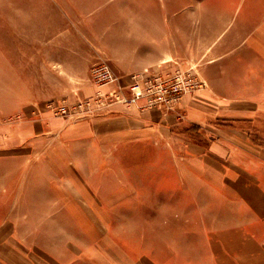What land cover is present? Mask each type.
Segmentation results:
<instances>
[{
	"label": "rangeland",
	"instance_id": "374dc122",
	"mask_svg": "<svg viewBox=\"0 0 264 264\" xmlns=\"http://www.w3.org/2000/svg\"><path fill=\"white\" fill-rule=\"evenodd\" d=\"M101 63L127 102L96 82ZM146 71L164 86L192 75L199 89L211 77L262 95L264 0H0V222H21L0 232L22 241L0 244L9 264H264V222L251 210L264 208V168L259 181L240 176L264 160V106L254 111L264 100L220 101L215 118L211 98L199 111L184 103L199 89L167 104L153 87L154 105L142 98V108L164 109L170 131L158 125L121 142L69 140L52 121L97 129L115 105L139 101L129 86ZM226 143L229 190L194 162L211 145L225 157Z\"/></svg>",
	"mask_w": 264,
	"mask_h": 264
},
{
	"label": "crops",
	"instance_id": "0c3cea01",
	"mask_svg": "<svg viewBox=\"0 0 264 264\" xmlns=\"http://www.w3.org/2000/svg\"><path fill=\"white\" fill-rule=\"evenodd\" d=\"M215 79L211 77L205 78L207 87H202L203 89H199L197 92H194L193 96L189 94L187 96L188 98L187 97L185 98L184 103H186L189 99H191L192 102L190 103H193V105L197 108V107H200L199 103L201 104L202 97H207L208 99L211 98L214 101L212 102V105L210 106L212 108V110H210V115L215 116V118H218L219 116H221L219 115L222 112L221 108H224L222 107L223 101L264 100V90H263L262 95H256V94L250 95V93L248 92L246 93L245 91L246 88L238 86L237 83L235 84L233 81H230L229 79H226V81L222 83L224 86L222 88L220 87V84L217 81H215ZM143 104H144V101L139 100L138 102H135L131 106H125L123 104L115 105L113 108L115 111L114 115L110 118L109 117L101 118V120L97 121V123H100L97 129H96L97 124L93 121L91 122L81 121L79 123L70 124V125L65 124V122L61 123L60 119H55L52 121H55L56 124H58L59 122L58 127L60 126L63 128L67 127V129H65V132H66L65 135L67 136V138H70L69 140H72L75 137H85L86 135L87 137L92 136V135L94 136L99 133L100 136L103 138L112 137L114 141L121 142V141L126 140L129 136H132L133 134H137L141 132H144V133L152 132L153 128L156 130L157 127H159L158 125H160L161 129L165 127L167 131H170L171 129L170 118H169L170 115L168 113H165L164 109L162 110L161 113H158V114L152 113V111H146L144 108H142ZM257 104H255L257 107L256 109H254V111L258 112V110L261 107L260 104L264 106V102L263 103L258 102ZM233 106H234L233 103H229V105H227V107H225V110H224L227 116H230L231 119H234L236 117L235 116L236 113L234 112ZM194 110L199 111L200 108H197ZM249 111H251V109L247 108L245 112V109L243 108L242 113L249 115L248 114ZM184 112L185 111L183 108L179 110L178 117L179 118L180 117L182 118V116L184 117L185 116ZM153 114H157L156 121H159L160 123H157L154 125L150 123V121L153 119ZM197 115L200 117L203 116V114L201 113ZM178 120L180 121V119ZM235 128L236 127H228L226 129H227V132H229V130L233 132L235 131ZM56 130H58V128ZM232 136H233V133H232ZM229 137L231 138L230 134H227L226 141L230 140ZM248 143L249 144L247 148L253 150L254 152H257L256 149L257 147H259V144H256V143L254 144L253 142H250V141H248ZM215 145L210 146L209 155L205 157H199L200 159L195 157L194 162L195 164L198 165L196 168L197 170H199V172H201L202 168H204L205 172H208L207 174H209L211 180H213L217 184H222L224 181L226 184L227 190H229L228 183L231 181L232 183L231 188H233L232 185L235 179L234 161L231 157H228L230 156L229 151H228L229 143H226V146H225V157L223 156L222 151H217L214 149ZM202 159H204L205 162H203L204 160L202 161ZM197 161L200 162L201 166L198 164ZM206 164H209L207 165L208 167L205 166ZM252 164H253V168H248L247 171H245L246 174L241 173L240 176L243 179L259 181L263 177L261 173V168H264V165H263L264 160L261 161L260 159L252 158ZM256 184H253L251 187L254 191L256 189L259 192V190H261L260 189L261 185H258V183ZM64 191H65V194L68 193L67 190H64ZM259 196L262 200H264L263 197H261V196H264V194L259 192ZM247 200L248 199H246V201ZM251 210L257 212V217L264 222V218H260V217H264V215H262L261 213L262 211H264V208L258 207V209L252 208ZM258 222H261V221H258ZM20 226H21L20 221H15L11 219L10 217L0 222V229L7 228L8 230V228H17ZM4 235H5L4 231H2V233L0 232V244L10 243V242H20V243L22 242L18 237H15L14 235L13 236H7V235L4 236ZM9 260H14L16 262L15 258H12V259L10 258L9 252L6 253L3 251V249H1L0 250V264H9ZM15 262L13 264H15Z\"/></svg>",
	"mask_w": 264,
	"mask_h": 264
},
{
	"label": "built area",
	"instance_id": "2783aa9c",
	"mask_svg": "<svg viewBox=\"0 0 264 264\" xmlns=\"http://www.w3.org/2000/svg\"><path fill=\"white\" fill-rule=\"evenodd\" d=\"M146 74H148V71L134 76L133 82L129 86V92L132 94V100L136 101L142 98H147V103L149 105H154V101L151 98L154 92L153 87H156L157 89L156 92L159 95L158 100L161 102H167L168 104L171 95H175L174 99L178 100L182 94L199 89L202 84L192 75H178L173 87L164 86V81L161 77H152ZM93 75L96 82L100 84L101 87L105 85H115L111 95L117 100V102H127L129 100L124 97V87L122 86L120 79L108 65L101 63V66H95L93 68ZM154 82L155 85L153 84ZM102 97H104V95H102L101 91V99Z\"/></svg>",
	"mask_w": 264,
	"mask_h": 264
}]
</instances>
